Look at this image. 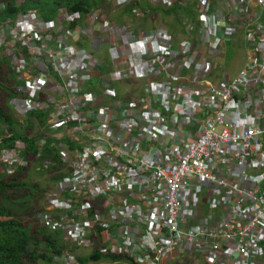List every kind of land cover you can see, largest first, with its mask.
Returning <instances> with one entry per match:
<instances>
[{"label":"built area","instance_id":"obj_1","mask_svg":"<svg viewBox=\"0 0 264 264\" xmlns=\"http://www.w3.org/2000/svg\"><path fill=\"white\" fill-rule=\"evenodd\" d=\"M103 2L133 5L131 16L143 20L146 3L184 4ZM195 9L197 24L186 18L187 36L177 40L164 29L137 35L92 13L111 40L108 72L99 57L69 43L74 34L65 25L79 13L62 10L59 26L46 23L63 33L54 70L27 81L18 89L26 96L15 98L51 108L61 129L54 141L69 168L47 199L60 214L39 220L63 243L100 241V253L135 264H264V0H196ZM19 26L13 39L36 53L42 37ZM234 38L244 40L248 62L230 77L212 57ZM102 48L93 40V52ZM188 55L200 63L192 66ZM8 57L24 70L22 54ZM65 137L76 148L62 150ZM21 148L0 151L5 173L22 165Z\"/></svg>","mask_w":264,"mask_h":264},{"label":"trees","instance_id":"obj_2","mask_svg":"<svg viewBox=\"0 0 264 264\" xmlns=\"http://www.w3.org/2000/svg\"><path fill=\"white\" fill-rule=\"evenodd\" d=\"M0 4L5 7L4 12L0 13V21L16 18L19 13L27 10L38 11L45 20H54L60 8H66L69 12L79 11L87 14L93 8L100 6L95 2L93 3L92 0H25V4L21 8L18 6L17 0H0ZM175 11L174 8L161 12L170 15ZM155 12L157 10H152V13ZM184 12L191 15L190 9H186ZM7 65V60L0 59V79L3 77ZM9 81L13 85L16 83L14 76H11ZM12 89L0 83V135L2 137L0 139V149L13 148L16 141H21L24 145L21 157L27 165L30 159L37 158L38 152H41L44 158L52 157L51 165L53 168L48 170L49 173L51 174V171L56 169L59 171L62 163L57 153V144L49 139L40 149L38 140L41 136L32 137L30 134L32 127L29 119L33 118L42 122L44 114H31L25 126L27 131L20 128L16 122V116L9 108V101L12 99L9 97L13 95ZM5 133L7 134L5 135ZM24 171H26V166L17 167L12 174H8L0 166V264H52L54 256L61 257L66 253H70L71 250H65L69 248V245L63 243L60 231L49 229L37 221L34 224L24 223L20 221L22 220L20 216L15 214V212H25L27 214L33 213V211H39L35 214L44 212L42 209H32V211L27 205V190L29 188L27 184L19 179ZM54 179L59 180L58 177ZM76 258L80 264H93L101 259L112 261L124 259L102 256L99 243L89 256Z\"/></svg>","mask_w":264,"mask_h":264},{"label":"bare ground","instance_id":"obj_3","mask_svg":"<svg viewBox=\"0 0 264 264\" xmlns=\"http://www.w3.org/2000/svg\"><path fill=\"white\" fill-rule=\"evenodd\" d=\"M18 6L21 8L25 4V0H17ZM4 5L0 4V13L4 12ZM50 22V20H45L41 15L39 14L38 11L35 10H27V11H22L17 15L16 18H9L8 20L0 21V28L1 34H0V55H5L0 59H3L7 57L8 55H11L13 57L19 58V55L22 54L24 59L26 60V67L24 68L23 73L26 76H33L36 74H45L49 73L51 74L54 70L53 68V62L51 56L53 53L56 52L58 43L56 41L58 36H61L63 33L58 30L55 26L52 27H47L46 23ZM192 23L197 24V19H193ZM20 24V28L26 31H30V34H38L42 38L34 45V47L37 49L36 53L30 54L27 52V50L23 46V41L20 38L13 39V35L15 31H17V25ZM183 28V26H182ZM48 37L50 40H46L45 38ZM243 52H244V63L243 67L241 68L240 71H237L235 75H237L239 72H241L245 66V64L248 62V49L243 46L241 47ZM236 50V49H234ZM227 51L221 53V54H213V59L214 63L213 66L217 68L218 70H221L223 73L226 75L230 76L228 72L224 71V63H225V56H226ZM187 61L192 65L195 66V64L200 63V59L193 57L191 55L187 56ZM12 103V109L11 111L14 113L16 116V122L20 128L25 130L26 123L28 121V117L31 114H36V113H42L44 114V120L42 122H39L35 119H29L31 127L33 129V123L36 124H41L40 126L42 128L46 129L45 133H42L41 135H33L32 130L30 132L32 137H40L38 140V143H42L44 146L47 140H53L57 136V134L60 132L59 127H55V116H54V111L51 108H39L36 107L35 105L27 106L23 103V101L17 99V98H12L11 99ZM36 126V125H35ZM72 126V124H70ZM27 131V130H25ZM54 143H56L54 141ZM58 146V145H57ZM77 144L70 142V140L65 137L62 140V150H73L76 148ZM60 148L58 147V152ZM57 152V153H58ZM42 155L41 152H39V156ZM37 156V157H39ZM62 163V162H61ZM44 164H50L51 161L46 160ZM49 167V170H51L53 167L47 166L46 168ZM69 167L65 164H62L60 167L59 172L54 173L55 177H58L59 180L54 183L53 189L50 190L48 193L45 194L46 199L50 197L51 194L56 192V187L57 185L62 182L64 176L63 172L68 169ZM52 175V174H51ZM53 176V175H52ZM54 179V176H53ZM64 198H66V194H63ZM201 210V215H205L207 212V209L205 207L200 206ZM217 214V212H214ZM98 243H90L88 245H79L80 248H87V247H92L95 245V248ZM74 245V244H73ZM94 248V250H95ZM92 251V253L94 252ZM91 253V254H92ZM102 256H109V257H121L124 258L128 261H130L132 264L133 263L128 257L126 256H111L108 254H102ZM72 257L77 264H80L72 253H66L65 255L61 257H53V262L54 264H65L64 259ZM260 260H264V248H263V255L261 256ZM91 264V263H89Z\"/></svg>","mask_w":264,"mask_h":264},{"label":"rangeland","instance_id":"obj_4","mask_svg":"<svg viewBox=\"0 0 264 264\" xmlns=\"http://www.w3.org/2000/svg\"><path fill=\"white\" fill-rule=\"evenodd\" d=\"M183 3L189 5L190 9L194 12V9L192 8L193 6V0H182ZM104 10L107 11L108 6L104 5ZM157 12H159L158 10H165L162 8H157L156 9ZM108 13L110 11H107ZM119 13V12H118ZM160 13H157L155 16H153V19L149 20V24H151L154 27H159V26H163L166 27V29H168L171 33L176 34V38L178 39L180 35H182L181 31H182V26L180 25V19L179 17L174 15H163L161 17L157 16ZM131 19V23L134 26H140L141 25V20L139 19H134V18H130ZM156 19V20H155ZM118 24H120L119 22L121 20H117ZM122 21H125L122 20ZM126 21H128V19H126ZM133 21V22H132ZM112 22V21H111ZM113 23V22H112ZM115 24V23H113ZM183 36V35H182ZM239 40V39H238ZM200 42L199 44H197V46H200ZM238 46V48L236 50H233V47ZM243 46V42L240 40L238 41L236 44L235 43H231L228 44V50L225 56V63H224V71L228 72L230 74V77L235 76L237 71H240L241 68L243 67V59H244V52L242 50ZM103 51V49H102ZM5 55H0V58H2ZM111 67L110 65L107 63L106 64V71H110ZM12 72V68L10 66H5V71L3 73V77H1L0 79V83L2 85H4L5 87L11 88L12 87V83L9 81ZM95 83V78L92 79V84ZM119 91L120 93L123 92V86L121 85L119 87ZM140 93L137 94V96H139ZM10 98V97H9ZM8 101V100H7ZM9 108L10 110L12 109V103H11V99L9 101ZM36 125V126H35ZM41 124H36L33 123V129H32V134L33 135H41L42 133L46 132L45 128H42L40 126ZM1 137V135H0ZM52 157H47L44 158L43 155H40L37 158L34 159H30L29 160V164L26 166V171H24L19 179L22 180V182L24 184L28 185V207H30V209H35V210H40L43 207H45L46 205V200L43 199L44 198V193H48L50 190L53 189L54 183L56 182L55 179H53V176L55 178L54 173L57 174L58 169H56L55 171H51L52 175L49 173V167L46 168L47 166H51L50 164H44V162L46 160L51 161ZM2 168V166H1ZM17 169V168H16ZM13 205V204H11ZM15 206V205H13ZM19 210V209H18ZM33 211V210H32ZM35 212H39V211H33V213L27 214L25 212H15V214H17L18 216H20V218L24 223H32L34 224L36 221L39 222L38 219V213L35 214ZM69 248H66L65 250H71L70 253L76 255V257H87L89 256L92 251L95 248V245L92 247H87V248H80L79 245H73V244H68ZM39 264H46V263H39ZM54 264V263H52ZM93 264H132L131 262L127 261V260H120V261H112L109 259H101L98 262H95Z\"/></svg>","mask_w":264,"mask_h":264},{"label":"clouds","instance_id":"obj_5","mask_svg":"<svg viewBox=\"0 0 264 264\" xmlns=\"http://www.w3.org/2000/svg\"><path fill=\"white\" fill-rule=\"evenodd\" d=\"M195 1L196 0H193V6H192V8L194 9V12L190 9L189 5H187L185 3L183 5H176V6L171 7V8H165V7H162V6H154V5H150V4L146 3L145 4V10H147V11H145V12H146L147 15H146V19L143 20L141 18H137V17L131 16V9L133 8V5H130V6H127V7H124V8L118 7V8L115 9L109 3H105V2H103V0H100V2H98V1L95 2L96 4H99L100 6H98L96 8H93L87 14H83L82 12H79V11L69 12L66 8H60L58 13H57L56 19L50 20V22H54L57 26H59L60 25L59 24V18H60V14H61L62 10H65V11L69 12L70 14L79 13L81 15V19L80 20H77V21H75L73 23H69V25L68 24L65 25L66 28L69 29L72 34H74V38L70 39L69 43L76 45V42H73V41H75V38H83L82 41L79 44H83L84 43L83 41H86V43H87L89 48H83V50H80V48L78 47L79 51H85V52L89 53L92 56L99 57L104 62V65H105V68H106V64L108 63L110 65V63H111V60H110L108 52H107L108 47L111 46V40L109 39L108 32H105L104 29L102 28L103 21L100 20L98 22H94V21L91 20L90 16H91L92 13L99 12L104 17V19L110 23L111 26H115L116 28L121 29V28H124V27L128 26L132 30H134L137 35H139L141 32L142 33H148V32L153 31L155 29H164L167 32H169L172 36H174L175 40H177V38L175 37L176 34L171 33L168 29H166V27H163V26L154 27L153 26L152 28H149V27L146 26V23H147L148 19H150L152 16H155L157 13H159L161 11H165L166 12V11H168L170 9H174L175 8L176 11L174 13H172V15L175 14V16L179 17L180 23H181L180 25L183 26L182 31H181L183 36L180 35L179 38H184V37L187 36L186 25H185L186 18L196 19V17H197L196 9H195ZM104 5L108 6L107 11H110L109 13L106 10H104V8H103ZM157 8H162V9H165V10H161L159 12L152 13V10L155 11ZM186 9H190L191 10V15H188L187 13L184 12V10H186ZM117 11H123L130 18L141 20L142 21L141 25L140 26H134V25L126 24L124 26H121V25L113 24L111 22V20H110V15L109 14L110 13L113 14L114 12H117ZM162 14H167V13H162ZM87 21L90 23V27H91L93 32L96 31L95 27H98L99 35H94L93 32L88 27L85 26V22H87ZM93 40H101V44L103 45V48H102L103 51H102V49H100L99 51L93 52V50H92V42H93ZM240 40L243 42V46H244L245 43H244L243 39H241V38L230 39L226 43L225 51L228 50L227 49L228 48V44H231V43H235L236 44ZM105 44H107V45L105 46ZM117 44H122V42L117 40L116 41V45ZM237 48H238V46H235V47H233V50L237 49ZM3 59L8 61V66H10L12 68L11 75L14 76L15 81H16V83L14 85L12 83V87L11 88H13L12 89L13 95L10 98H15V97H17V95H19L20 98L21 97H25L26 95L24 93H19L18 89L25 88L26 82L27 81H32L39 74H36V75H33V76H26V75H24L23 71L22 72L20 71V73L17 72V70L14 68V66H13V64L11 62V59L8 56L3 58ZM6 134L7 133H5V135ZM1 138L2 137H0V139ZM17 144L22 146V148L19 151V154H20V157H21V152L24 149V145H23V143L21 141H16L14 146H13V148ZM38 146H39V143H38ZM13 148H6V149H13ZM39 148H40V146H39ZM1 150H3V149H0V151ZM21 161L23 163H22V165H20L18 167L27 166V164L22 160V157H21ZM14 171H15V169H14ZM46 203H47V206H48L47 199H46ZM44 213H50L54 217H56L58 214H60V212H58V211L48 210V211H44V212L38 213V219H39V215H42ZM39 222H40V220H39ZM93 243H99V242L98 241H93Z\"/></svg>","mask_w":264,"mask_h":264},{"label":"crops","instance_id":"obj_6","mask_svg":"<svg viewBox=\"0 0 264 264\" xmlns=\"http://www.w3.org/2000/svg\"><path fill=\"white\" fill-rule=\"evenodd\" d=\"M96 1L100 2V0H92L93 3L96 2ZM118 12H119V13H118ZM159 13H160V14L157 15V16H159V17H161V16H163V15H166V14H162L161 12H159ZM109 15H110V20H111L113 23L117 24V25H121V26H124V25H126V24L133 25V24L130 22V21H131L130 17H129L128 15H126V13L123 12V11H117V12H114L113 14L110 13ZM124 19H125V21H122V20H124ZM126 19H128V21H126ZM150 19H153V16H152ZM150 19H148V21H147V23H146V26L149 27V28H152L153 26H152L151 24H149V20H150ZM117 20H121V21L119 22L120 24H118V21H117ZM155 20H156V19H155ZM132 22H133V21H132ZM85 26L88 27V28L92 31V29H91V27H90V23H89L88 21L85 22ZM95 29H96L95 32L92 31L93 34H94V35H99L98 27H95ZM82 39H83V38H75V41H73V42H76V46L79 47L80 50H83V48H89L88 45H87V43H86V41H83V42H84L83 44H79V43L82 41ZM106 45H107V44H105V46H106ZM43 199L46 200V197L44 196ZM48 210H50V208L47 206V203H46L45 207L42 208V211H48ZM98 242H99V244H101L100 241H98Z\"/></svg>","mask_w":264,"mask_h":264}]
</instances>
